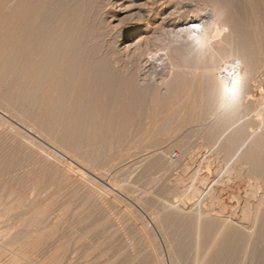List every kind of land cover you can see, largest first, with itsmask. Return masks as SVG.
<instances>
[{"label": "rangeland", "instance_id": "1", "mask_svg": "<svg viewBox=\"0 0 264 264\" xmlns=\"http://www.w3.org/2000/svg\"><path fill=\"white\" fill-rule=\"evenodd\" d=\"M2 1L3 0H1V3ZM7 1L5 0V2H3L6 3ZM151 1L153 0H129L126 2V5L129 4V6H131L133 2H136V4L146 3V5L143 4V7L147 9ZM164 1L165 0H162V2ZM235 2L236 1L234 0V3ZM238 2L239 3L236 2L235 6L239 11L237 14L240 15L241 19H244L245 22H248V20L251 19L250 17H252L250 12L255 9L257 11L254 10L253 12H256L257 15L259 14L261 16L259 17V19L262 23V28L264 26V20H261L264 18V16H262V14H264L262 13V10H264V3H262L261 0H257V2L256 0H253L252 2L255 3V6H257L255 8L254 6L252 7L248 5L246 0H238ZM244 3H246V6L244 5ZM253 3L252 5H254ZM260 3L263 4V7L260 6ZM218 4L220 6H218ZM162 8L163 12L162 15H160L161 17H159L157 21H155V27L149 33V35H152L153 38H157V40L154 39L155 41H153L152 39V43L154 45L150 44L151 41L149 43L152 46H150V49L152 48L154 49V51L152 52V54L150 52L151 55L149 54V52H146L148 53V55H142V58L140 57L139 61H135V64L132 63L130 65L129 69L131 68V70L128 69V71H125V73L124 69L122 71L121 68H118V74L121 79L118 77V81L120 82L119 85H117V91H115L118 92V95H116L117 93H115V99L121 100L125 94V97L128 98L131 96L130 94L134 93L135 88H141L142 86L145 87L147 84L154 81L157 83V80L160 81L162 80L161 77H165V81L163 82L161 87L164 91V97H166L167 99L164 100L167 101L166 103L168 105L169 97H173V101H175V99L177 100L184 91V88L183 90H181L182 86L185 87L187 82L193 80L191 79L192 76H194L195 79V76L198 75H204L205 78L207 74L209 75L208 72L205 73V71H207L209 68L204 70H201L199 68V66L203 64L201 57L203 52L205 51L204 49H207V42V44L213 45V42L216 41L221 44L223 40V42H226H222V44H224V48L226 46L227 51H231L234 53L238 50L240 44V46L245 45L242 46L243 48L240 47L243 52H246V48H249L247 46L248 44L246 45L245 41L243 44L240 43L238 39L239 35H237V33H233L234 31L231 24H228L229 20L227 17V13L223 9L222 3L219 0H175V18L178 22L176 24V27L164 23V18L171 11V8H168V6L166 7L165 3H163ZM244 8L246 11L244 10ZM128 9L129 10L127 11L118 13L114 16V18L110 17L108 19V25L110 26L112 24L111 27H113V25L115 26V23L116 26H119L120 24L131 22L133 20V16L135 17L136 14H138L137 12H139V9L135 8V6H131ZM134 11L136 12L135 15ZM251 20H249V22ZM195 25H199V27L196 28L194 27ZM109 26H107V28H109ZM111 27L109 29H111ZM201 29L202 31H200ZM206 31L208 33V36ZM261 33L263 34L261 35L259 41L261 40L262 42L264 39L263 28L261 29ZM154 42L156 43V45ZM129 43L132 42L130 41ZM262 43H264V41ZM262 46L264 48V44H262ZM200 50L202 52H200ZM263 50L261 51V56L262 54L264 55ZM248 51L250 52V50ZM248 51L246 53L249 54ZM168 53H170L169 55H172L173 57H171L174 58L179 64L181 63V65L185 67L187 66L190 70H185L186 68L184 69L182 67V69H175V71L171 72L168 68H166L165 65L167 62L165 55H168ZM261 56L259 57L263 60V62H260V64H258L260 66V69L259 66L257 68V70L260 72L256 71L255 73V76H258V80L255 83L257 88L256 94L258 96L261 95L259 94L261 93L259 87L262 86L264 88V59L261 58ZM160 57H163L162 59L165 61H161L162 59ZM147 58H149V60L150 58H154L153 60H156V58H160L161 60H159L161 61V63H164L161 64L159 63V60L157 61L158 72L156 73L157 75L154 74L155 80L153 75L150 77V80H147L149 79V77L145 78V80L140 78L144 67L143 65L148 61ZM205 64L207 66H216L215 61L213 60L208 62L206 61ZM133 65L134 67H136V70H134V67H131ZM192 66L194 68H192ZM197 68H199L201 71H199V69ZM192 69L197 71H193V75L191 72ZM200 72L203 74H199ZM195 73L198 74L196 75ZM170 75H173V78ZM187 76L188 78H186ZM174 77H176L177 79ZM151 78L153 81L151 80ZM137 85L138 87H136ZM215 95L216 94L212 92L210 93V95H208L209 97L206 100L210 105L205 101L204 107L200 111V115L197 118V120L200 121L199 123L197 122V126H195L196 122H191L194 123L191 125L189 124V122L185 123V121L182 120V118H186L184 116L181 118L178 115L176 116L170 114L171 116L169 117L168 115L165 121H161V123L164 121L162 124L158 123L159 126L157 125V127H154L155 129L157 128L156 130L152 128L154 131L151 129L152 132L149 131V134H137L138 131L130 127V124H135L137 118L135 116H137V114L136 112H131L130 114L126 113L124 116L121 115V117H124V120L120 121L124 125H122L121 122L120 125L119 121H117L119 117L118 114V117L116 118L117 120L114 119L116 115H112L114 116V118L111 119L113 124H115V121L118 122L117 127V122L116 125L113 126V124H111L112 122L110 121V126H113V131L112 128L109 127V130L102 131V134L99 133L100 135L98 133H90L91 137L89 135L87 136V134L89 133L84 134L82 132L83 134H79L81 137H67V139L64 138L65 140L60 139L59 142L57 140L58 137H56V139L53 138L54 134L51 131L50 132L52 133V137L50 136L51 134L49 130L48 132L45 131L48 128L47 126H44L45 128L47 127L45 130L43 125L40 126V128L43 127V130H39L37 128L39 126H36L37 129L35 128V125H37L38 123H34V125L32 124V122L35 121H33L34 117L31 116L33 114V111H31L33 109H31V107H23V105L20 106L21 104L19 102L17 103L14 102L15 100H13V103L11 98L10 100L7 97H3V95H1L0 204L3 205L0 206V255L4 257L1 256L2 258L0 260V264H7V261H9L11 258L13 259V257L14 259L18 257L15 260V262L17 261L16 264H205L204 262H206V259H208L209 255H205L204 251L206 250L203 249V251L202 248H200L203 246L202 243L201 245H198V243L202 241V238L198 237L197 235H192L187 238L183 236L182 233L185 232L186 234L185 228L188 225H185V223H188V221L184 222L182 220L180 221L179 219H175L174 214H176L178 210V213L176 214L177 216H183L185 214L197 216L199 214H204L207 209L212 208V211L215 210V212L217 214L219 213V215L232 214L230 216H232L235 221H238V215L235 213V211L243 203V197H245L244 194H246L244 193L246 184H249V181L252 182L254 180L253 178H250L251 176L247 177L246 175H244L245 172L243 176L246 178H243L242 176L243 180L241 177L239 178L240 180L237 177L236 178L238 180L234 177V173L236 171L233 172V176H231L234 178H230L228 175L229 171H234L233 169L235 168V165H237L235 162L239 160V157L237 159V156L233 155L227 157L228 159L225 158L224 160L221 147L224 144V140L229 138V133L233 132L232 130L233 128H235V126L229 127L228 129V126L225 127V133L220 139L218 135H221L224 132V129H222L218 135L214 136L216 137L215 140L214 137L210 135L213 132L212 130H214L216 125L218 124V120L221 119L224 111V108L219 106L218 97H215ZM177 96L178 98H175ZM164 100L163 102H165ZM166 103H164L163 105L166 106ZM6 106L7 108H10L11 112L9 111V109H6ZM15 109L18 110V112H16ZM248 110L249 111L247 112L245 110V114L241 115L240 122L238 123L239 125L242 124V121L244 123V121H249L256 118L255 114H252L253 110H251L252 112L250 111V109ZM24 111L25 113L27 112L26 115ZM13 112L14 114H12ZM248 112L251 113L248 114ZM260 112L263 113L264 111L262 110ZM114 113L116 114L117 112ZM16 115L19 118L16 117ZM260 115L262 116L260 118H263L264 120V113H259V116ZM26 116H31V123L29 122L28 124L29 120H27L28 118ZM168 117L171 119H169ZM209 117H211V119ZM20 120H23V123ZM127 120L129 121V123L127 122ZM176 121L177 123H179L180 121V124H176ZM125 124L129 126H126ZM119 125L121 126L120 128ZM237 125L236 128L239 126ZM115 126L117 127V129ZM177 126H179L181 130ZM123 127L129 128L124 129ZM31 129L35 130V132L33 130L31 131ZM130 129L133 131L131 132ZM38 130L41 132H39ZM105 131H107V133H105ZM126 131L128 132L126 133ZM45 132L49 133L48 136L45 134ZM40 133L43 134L40 135ZM111 133H113V136L111 135ZM93 134L96 135L94 136ZM118 134L120 136H118ZM126 135H128L129 137L127 136L125 138ZM97 138H100L99 143ZM167 138L171 140H167ZM88 139H90L91 141ZM61 140L62 143H66V145L70 142V146H66L68 149L61 147ZM137 140L139 141V143ZM88 141L89 143H86ZM95 141L96 144H94ZM156 141H158L159 143ZM75 144L77 145V148H80L74 150L73 147H75ZM126 144L129 146H126ZM70 147L72 148L71 150ZM144 149L148 151L146 152ZM93 150H95V152ZM195 151L197 153L198 151H201L200 153L203 154V159H201L202 162L198 161L197 163H194L193 166L192 163L189 162L191 161V157L189 158V156L196 154ZM67 152L69 153L67 154ZM81 155L84 157H82ZM186 159L188 160L187 162ZM239 161L237 163H240ZM114 165L115 167H113ZM190 165L191 167H187ZM243 165L247 166V164ZM185 166L187 167V170L188 168H190L187 172L183 170L186 169ZM179 168L182 169L180 170ZM194 171L197 174L194 173ZM191 172L192 174L194 173V176L195 174L197 176L199 173V176L208 174L207 176L209 177V181H211L210 184H212V180L213 182L220 181L219 187L215 185L216 188L213 187V189H211L215 192V190L219 188L218 190H216V195L211 192V190H207L205 192L202 191L198 194H192L190 199H187V204V197L183 195L182 192H179V194L178 192L171 190V184H173L176 179H185L186 181H188L186 185L190 183L191 179L194 180V178L189 175L191 174ZM226 176L229 177V179ZM225 179L226 181H224ZM227 181H232L230 186L232 188H228L229 186L227 185H230V182L228 183ZM221 182L223 183V186H225L224 184H226V187H222ZM219 183H217V185H219ZM224 188H227L229 191L225 190ZM220 190L222 191V193ZM224 190L225 192L223 193ZM226 191L227 193H229L225 194ZM212 193L215 197L212 195ZM218 195L221 198H219ZM224 196L227 197L225 198ZM212 197H214L215 199L217 197L218 199L223 200L224 205L226 206L225 210L221 207V205L225 207L223 205V202L220 200L222 203H219L220 201L218 199L215 200ZM226 199H228V201ZM225 202H229V205ZM8 204L10 205L8 206ZM4 205H7V207H11L10 209L12 210L8 209L9 211H7ZM257 207V210L260 209L261 212L257 211L258 216L256 219L258 220L255 221L254 225H252L251 229L248 231L247 235L249 236L247 237L245 235L244 242L246 241L247 244L245 242V245L241 247L238 252L234 254L232 253L233 255L231 256L228 255L229 259H224V261L226 262L222 261L220 262V264H264V232L261 230L260 226L263 223L260 220L264 218V214L263 206ZM37 208L39 209L35 213ZM179 211L181 213H179ZM32 213L35 214L33 215ZM168 214H172L176 222L173 220L172 215L170 216L171 219H165L163 221V218H167ZM25 217L30 218L26 220ZM159 220H161L163 224L160 223ZM178 220L180 222H177ZM165 222H168V225ZM181 222H184V224ZM161 224L163 225V227ZM256 226H260V228ZM182 229H184L185 231H182ZM172 231L173 234L171 233ZM31 232H33V234L30 235ZM37 234L39 235L38 237H36ZM27 235L28 237H26ZM192 237H194L196 240ZM34 238L36 241L34 240ZM31 240L33 241V245L31 244ZM28 241L30 242L31 247H29L30 244L28 243ZM203 243L205 244V242ZM184 244H188L186 248L185 246H183ZM22 246H24V249H26V251L30 248V251L28 250L26 252L27 254L23 253L21 251V249H23ZM204 247L206 246L204 245L203 248ZM207 248L208 247H206V249ZM16 251L19 252V255H17L18 253ZM197 251L201 252L198 253ZM20 254L21 256H24L21 257ZM199 254L202 256H200ZM36 255L37 257H35ZM48 256L52 258V260L51 258H49L50 262L48 261ZM44 260H47L48 263L46 261L44 262ZM53 260L54 262H52Z\"/></svg>", "mask_w": 264, "mask_h": 264}, {"label": "bare ground", "instance_id": "2", "mask_svg": "<svg viewBox=\"0 0 264 264\" xmlns=\"http://www.w3.org/2000/svg\"><path fill=\"white\" fill-rule=\"evenodd\" d=\"M3 1L5 2V0H3ZM3 1L1 3V0H0V89H1L0 99H1V95H3V97H7L8 99L11 98L12 102H13V100H15L14 102H17V103L19 102L21 104V105L19 104L20 106L23 105V107L24 106L31 107V109H33V110L30 109L31 111H33V114L31 116L34 117L33 121H35V122L31 121L32 124L33 125H34V123L40 124V125H38V124L35 125V128H36V126H39L37 128L39 130H43L42 128L44 126H47L49 129L47 127H46L47 129L44 127V130L46 129L45 130L46 132H48V130H49V132L51 131L54 134L53 138H55V139H56V137L59 138V139L57 138L58 142L60 139H63V140L67 139V137H70V138H76V136L79 137L80 136L79 134L82 132L84 134L89 133V134H87V136L89 135L90 137H91L90 133L102 134V131L109 130V127H111L110 126V123L112 122L111 119L114 118V116H112V115H116L114 119H116L119 115L118 120L117 119L116 120L119 121V124H120V122H121L120 120H124V117H121V115L124 116L126 113L130 114L131 112L132 113L136 112V114H137V116H135V113H134V116L137 117L135 124L134 125L130 124V127H132V129L134 128L138 131L137 134H139V133L149 134V131L152 132V130H153L152 128H154L155 126L157 127V125L159 126L158 123H161L162 120L165 121V119H167L168 115H169V117L171 116L170 114L176 115V116L178 115L181 118L184 116L186 118H182V120H184L185 123L189 122V124L191 125V124H194L196 122L195 126H197V122L198 123L200 122L197 120V118L200 115L199 114L200 111L204 107L205 101L207 102L206 99H208V97H209L208 95H210L211 92L216 94L215 97L216 96L218 97L219 106L223 107L224 111H223L221 119L218 120L219 122L216 125L215 129L214 128H213L214 130L211 129L213 132L210 135L212 137H214L215 135H218L222 129H224V132L222 131L223 133L221 135H218L219 139H220L221 137H223V134L225 133V129H226L225 127L228 126L227 127V129H228L229 127L235 126V128H233V130H232L233 132L229 133V135H230L229 138L224 140V142H223L224 144L222 147L220 146L222 148L224 160H225V158H227L229 156H233V155L234 156L236 155L237 159L239 157V160H240V161L238 160L240 163H237L238 161L235 162L237 165H235V168L233 169L234 171H229L228 175L230 178H234V177L236 178L237 177L239 179L240 177L242 178V176L245 172L244 175H246L247 177L251 176L250 178H253L254 180L251 179V180H253L252 182H250L248 180L249 184H246L247 182L245 183L246 188H245L244 193H246V194H244L245 197H243V203L237 210L235 209L236 210L235 213L238 215V221L237 220L235 221L234 218H232V216H230L232 214H230V215H228V214L219 215V213L217 214L215 212V210H213L215 212L214 213L212 211V208L207 209L204 214H199L197 216L190 215V214H185L183 216H177L176 215L178 213V210H177V213L175 212L176 214H174V216H175V219H179L180 221L182 220L184 222L188 221V223H189V224L187 222H186L187 224L185 223V225H188V226L185 228L186 234H185V232L182 233L183 236H185L187 238V237H190L192 235H197L198 237L202 238L203 242H205V244H204L202 241L201 242L198 241V242H200V243H198V245L199 244L201 245V243H202L203 246L205 245L206 247H208L207 249H206V247L203 248V246L200 247V248H202V250L203 249L206 250V251L203 250L205 255L210 256V257L208 256V259H206V262H204L205 264H220V262L224 261V259H226V258L229 259L228 255L231 256L234 253L238 252L241 249V247H243L245 245V242H246V241L244 242L245 235L247 237L249 236V235H247L248 231L251 229V226L254 225L255 221L258 220V219H256L258 216L257 211L261 212V210L260 209L257 210V208H258L257 206H263V214H264V120H263V118H260V117H262L261 115L259 116V113L260 114L264 113V112L263 113L260 112L262 110L264 111V88L262 86L259 87V90L261 93H259V92L258 93L261 95L258 96L256 94L257 88H256V84H255L256 81L258 80L257 79L258 76L256 77L255 73H256V71L260 72L257 70V68L259 66L258 64H260V62L261 63L263 62V60L260 59L259 56H261L260 55L261 51L264 49L262 46V44H264V43H262L264 41V39L262 42H261V40L259 41V39H260L261 35L263 34V33H261V29L262 28L264 29V26L262 25L263 27L261 28L262 23L260 22V19H259V17H261V16L259 14H258L259 15L258 16L256 14V12H253L255 9L253 8L254 10L252 12H250L251 16H252L250 18L252 20L248 18L251 21L249 22V20L247 19L248 22L247 21L245 22V20L241 19L240 15L237 14L239 11H238V9H236L235 5H236V2L239 3L238 0H235L236 1L235 3H234V0H219L222 3L223 9L227 13V17L229 20V23L228 22L227 23L229 25L231 24L232 29L234 31L233 33H237V35H239L238 39H239L240 43L243 44L245 41L246 45L248 44L247 46L249 48H246V52L248 50H250V52L248 51L249 54L246 52H243L241 48H243L242 46H245V45L240 46L241 45L240 43H239L240 45L238 47V50L234 53L231 51H227L226 46L224 48V44H222L223 40H222L221 44L215 41L216 43L213 42L212 43L213 45L207 44L208 42L204 41V42H207L206 43L207 49H204L205 51L203 52L202 57H201L203 64L201 66H199V68L201 70L209 68L207 71H205V73L208 72L209 75L208 74L206 75L204 73L206 75V78L204 75H198V76H195V79H194V76H192L193 78L191 77V79H193V80H191L190 82H187L185 87L182 86L181 90H183V88H184V91L181 94V96H179V98H178V96L175 97V98H178L177 100L175 99V101H173L174 100L173 97L172 98L169 97V101L170 100L171 101L170 102L168 101V105H167V103H166L167 101H165L167 99H166V97H164V91L162 90V87H161V85L165 81V77H161L162 80H160V81L157 80L158 81L157 83L155 81H154L155 83L151 82V83L147 84L145 87L142 86L141 88H139L137 85L136 87H138V88H135V89L133 88L135 94L133 93L134 94L133 95V94L129 93L131 96L128 98L125 97L126 94L125 95L123 94L124 95L123 98L119 97V98H122L121 100L115 99L114 97H116V95H118V92H115V91H117L116 88H118L117 85H119V82H120V81H118L119 69L121 68L122 71L124 69V73H125V71H128V69L132 63L135 64L137 61L140 60V57L142 58V55L143 56H145V54L148 55V53H146V52H149V54L151 52V54H152V52L154 51V49H152V48L150 49V46L153 44L152 43L153 41L157 40V38H153L152 35H149V33L155 27L154 26L155 21H157V19L159 17H161L160 15H162L163 3H165L166 7L168 6V8H171V11L164 18V20H165L164 23L169 24L173 27H176V24L178 22L176 21V18H175V16H176L175 15L176 11L174 8L175 0H165L164 2H162V0H153V1H151V3H149V7L146 6L147 9L145 7H143L144 5H146V3H141L142 4L141 5L140 3L136 4V2H133L131 6L132 7L135 6V8L139 9V12H137L138 14H136V12L134 11V15L136 14V16L135 17L133 16V20L131 22H127L124 24L119 23L120 24V25L118 24L119 26H116V23H115V26L113 25V27H111L112 24L110 26L108 25L109 24L108 19L110 17L114 18V16L117 15L118 13L129 10L128 8L131 6H129V4L126 5V2L129 0H12L14 2H12L11 0H10V2H9V0L8 1L6 0L7 1L6 3H4ZM246 1H247L248 5H250L252 7L254 6L255 8L257 7V6H255V3L252 2L253 0H246ZM261 1H262V3H264V0H261ZM256 2H257V0H256ZM8 3H9V5H8ZM252 3L254 5H252ZM258 3H259V1H258ZM262 3H260L261 4L260 6L263 5ZM245 4L246 3H244V5ZM218 6H220V5L218 4ZM263 9H264V7H263ZM244 10H245V8H244ZM261 10H262V8H261ZM255 11H257V10H255ZM263 11L264 10H262V13H264ZM224 15H226V14H224ZM242 15H243V13H242ZM262 16H264V14H262ZM225 18H226V16H225ZM261 20H264V18ZM214 22H216V21H214ZM107 26H109V28L111 27V29L107 28ZM218 28H219V25H218ZM213 30H215V29H213ZM200 31H202V29ZM207 31H206V33H207ZM229 34H230V32H229ZM157 36H155V37H157ZM207 36H208V33H207ZM152 39H153V41H152ZM203 39H204V37H203ZM130 41L132 43H129ZM150 41H151V43H150ZM200 42H201V40H200ZM227 44H228V41H227ZM155 45H156V43H155ZM201 46H202V44H201ZM200 52H202V51L200 50ZM257 53H258V56H257ZM169 54L170 53H168V55H165L166 60H167L165 65H166V68H168L171 72L175 71V69H182V67L184 69L186 68L185 70L188 69L187 66L185 67V66L181 65V63L179 64L174 58H172L173 56L169 55ZM153 55H156V54H153ZM160 58H156V60H153L154 58H150V60H149V58H147L148 61L143 65L144 67H143V70L141 73V77H140L141 79L145 80V78L149 77V79H147V80H150V77L152 75L154 76V74H156L158 72L157 61ZM261 58L264 59L263 54H262ZM160 60H159V63H161V61H163V62L165 61L163 59L161 61ZM211 60L215 61L216 66H214V67L211 65L207 66L205 64L206 61L208 62ZM163 62L161 64H164ZM195 63H197V62H195ZM199 63H201V62H199ZM138 64H139V62H138ZM136 66H137V64H136ZM131 67H134V65ZM210 67H211V69H210ZM134 68H135L134 70H136V67H134ZM192 68H194V67L192 66ZM199 68H197V69H199ZM200 69H199V71H201ZM259 69H260V66H259ZM129 70H131V68ZM140 70H139V72H140ZM188 70H190V69H188ZM193 71H195V70H193V69L191 70L192 75L194 73ZM263 71H264V69H263ZM195 72H197V71H195ZM120 73H121V71H120ZM199 74H203V73L200 72ZM122 76H123V74H122ZM174 78H176V77H174ZM186 78H188V76ZM233 79H235L239 84V95L234 101L230 99V97L227 93V89L234 87V85L232 83ZM151 80H152V78H151ZM154 80H155V76H154ZM171 80H169V81H171ZM148 82H150V81H148ZM180 82H182V81H180ZM122 83H124V82H122ZM141 84H142V82H141ZM166 84H168V83H166ZM177 87H178V85H177ZM172 92H173V90H172ZM180 92H182V91H180ZM115 93H117V94L115 95ZM3 97H2V99H3ZM215 97H214V100H215ZM163 100L165 102H163ZM5 102H6V99H5ZM7 102H9V101H7ZM12 102H10V103H12ZM164 103H166V106L163 105ZM215 103H217V102H215ZM20 108H22V107H20ZM6 109H9V111H10V108H7V106H6ZM248 109H250V111L253 110V112L254 111L256 112V113L255 112L253 113L251 111L252 114H255L256 118H254L253 120L244 121V123L242 121V124L240 123L241 125H239L238 123L240 122L241 115L245 114L244 113L245 110H246V112L249 111ZM14 112L12 114H14ZM16 112H18V110H16ZM114 112H117V113L115 114ZM251 112H248V114H250ZM24 113H25V111H24ZM26 113H25V115H26ZM31 116H29V117L26 116L28 118L27 120H29L28 124L30 122V119H32ZM138 116H139V118H138ZM16 117H18V116L16 115ZM14 118H15V116H14ZM119 118H123V119H119ZM209 118L211 119V117H209ZM114 119H113V121H114ZM169 119H171V118H169ZM117 121H115V124H113V122L111 124H113V126H114V125H116ZM173 121H174V119H173ZM127 122L129 123L128 120H127ZM191 122H194V123H191ZM205 123H206V121H205ZM121 124L124 125L122 122H121ZM176 124H180V121H179V123H177V121H176ZM41 125H43V127L40 128ZM120 125H119V128L121 127ZM236 125L238 126L237 128H236ZM116 126L118 127V122H117ZM126 126H129V125H126ZM180 126H182V125H180ZM117 127H116V129H117ZM177 127L179 128V126H177ZM183 127H184V125H183ZM128 128H124V129H128ZM156 129L154 128V130H156ZM176 129H174V130H176ZM179 129L181 130V128H179ZM32 130L33 129H31V131ZM191 130H192V128H191ZM211 130H210V132H211ZM33 131L35 132V130H33ZM112 131H113V128H112ZM130 131L132 132L133 130L130 129ZM39 132H41V131H39ZM46 132H45V134L48 136L49 133H46ZM51 132H50V134H51L50 136L52 137ZM127 132L128 131H126V133ZM156 132H158V131H156ZM43 133H40V135ZM105 133H107V131H105ZM126 133H123V134H126ZM178 133H180V132H178ZM112 134L113 133H111V135ZM121 134H122V132H121ZM105 135H107V134H105ZM118 136H120V135L118 134ZM127 136L128 135H126L125 138ZM139 136H141V135H139ZM139 136H138V138H139ZM155 136H157V135H155ZM102 137H104V136H102ZM135 137H134V139H135ZM94 138H96V137H94ZM215 138L216 137H214V140H215ZM46 139H48V138H46ZM99 139L100 138H97L98 143H99ZM105 139H106V137H105ZM168 139L169 138H167V140ZM88 140H90V139H88ZM111 140H112V138H111ZM169 140H171V139H169ZM49 141H51V140H49ZM106 141H107V139H106ZM156 142H158V141H156ZM160 142H161V140H160ZM60 143H61V147L62 148L64 147L66 149H68L66 146H68L70 144V142L67 143V145H66V143H64L65 144V146H64V144L62 143V140ZM74 143H75V139H74ZM86 143H89V141ZM109 143H111V142H109ZM128 143H130V142H128ZM138 143H139V141H138ZM141 143H142V141H141ZM62 144H63V146H62ZM94 144H96V141ZM133 144H135V143H133ZM72 146H73V144H72ZM126 146H129V145L126 144ZM61 147H60V149H61ZM75 147H73L74 150L80 148V147L77 148L76 144H75ZM103 147H104V145H103ZM71 149L72 148L70 147V150ZM70 150H68V151H70ZM74 150H72V151H74ZM72 151H71V153H72ZM89 151H91V150H89ZM93 151L95 152V150H93ZM189 152H190V150H189ZM200 152L201 151H198V153L196 152V154L189 156V158L191 157L190 158L191 161H189V162L192 163V165L194 163H197L198 161H201V159H203L202 158L203 154ZM68 153L69 152H67V154ZM120 154H122V153H120ZM192 154H193V151H192ZM143 155H144V153H143ZM77 156H75V157H77ZM82 157H84V156H82ZM231 159H232V157H231ZM187 161L188 160L186 159V162ZM180 164H182V163H180ZM243 164H247V166H245ZM113 167H115V165ZM171 167H172V165H171ZM187 167H191V165L187 166ZM187 167L185 166L186 169H183L186 172L190 169V168H188V170H187ZM109 171H110V169H109ZM195 171H194V173L197 172V171L196 172ZM233 172H235L234 173L235 176L231 177V176H233L232 175ZM194 173L192 174V172H191V174H189L190 176H192L194 178V180L191 179L190 183L187 185H186V183L188 181H186L185 179H182V178H180V179L178 178L179 180L176 179V181L173 182V184L170 183L172 185V187H170V188H172L171 190H174L178 193L182 192L183 195H185L187 197L186 200L187 199L189 200L190 197L192 196V194H198L202 191L205 192L207 190L210 191L211 189H213V187H215V185L217 187L220 186V183H219L220 181L219 182L218 181L213 182V180H212V184H210L211 181H209V177L207 176L208 174H205V175L203 174V175L199 176V174H200L199 173L196 176V174H197L196 173L194 176ZM246 173H248V174H246ZM180 177H182V176H180ZM229 177H227V178L229 179ZM243 178H246V177L243 176ZM243 178H242V180H243ZM184 180H185V183H184ZM221 181H223V180H221ZM224 181H226V179ZM227 182L229 183L230 181H227ZM231 182H230V185H227V186H229L228 188H232V187H230ZM217 183H219V185H217ZM224 185L225 186H223V183L221 182V186L226 187V184H224ZM218 189L219 188H217L216 190H218ZM216 190H215V192L213 190H211V192H213L216 195V192H217ZM225 190L229 191L227 188ZM225 190L223 191V193L225 192ZM227 191L225 194L229 193V192L227 193ZM213 193H212V195L214 196ZM221 193H222V191H221ZM208 195H209V193H208ZM219 195H221V194H219ZM162 196H164V195H162ZM214 197H212V198H214ZM217 197H216V199H218ZM219 198H221V197L219 196ZM188 200L186 202L187 204H188ZM218 200L220 201L221 199H218ZM226 200L228 201V199H226ZM221 201L223 202V200H221ZM221 201L219 203H222ZM154 203H155V201H154ZM228 203L229 202H227L226 204H228ZM2 205L0 204V206H2ZM9 205L10 204H8V206ZM34 205H33V208H34ZM223 205H224V202H223ZM4 206H5V209L7 211H9L8 209L11 208V207H7V205H4ZM237 206H239V205H237ZM221 207L224 208V210L226 208V206L223 207L222 205H221ZM38 209L39 208H37L36 211L34 209L35 213L38 211ZM10 210H12V209H10ZM27 210H29V209H27ZM179 213H181V212L179 211ZM197 213H200V212H197ZM26 215H28V214H26ZM171 215L168 214L169 217L166 215L167 218H163V221L165 219H171L170 218ZM174 216H173V220H174ZM28 218H30V217H28ZM28 218L25 217L26 220ZM263 219L260 220L263 222L260 226H261V230L264 232V220ZM57 220H58V218H57ZM173 220H172V222H173ZM179 220L177 222H180ZM159 221H160V223L163 224V222L161 220H159ZM184 222H181V223L184 224ZM259 222H257V223H259ZM165 223L168 225V222H165ZM260 226L259 227L256 226V227L260 228ZM162 227H163V225H162ZM253 227H255V226H253ZM183 230L184 229H182V231ZM34 233H35V231H34ZM171 233L173 234V231ZM31 234H33V232H31L30 235ZM178 234H179V232H178ZM38 236L39 235L37 234L36 237H38ZM26 237H28V235ZM263 237H264V235H263ZM192 238H194V237H192ZM182 239H184V238H182ZM34 240H35V238H34ZM178 241H180V240H178ZM21 242H19V243H21ZM28 243L30 244L29 241H28ZM32 243H33V241L31 240V244ZM31 244L29 247H31ZM246 244H247V242H246ZM187 245L184 244L183 246H185V248H186ZM25 247H27V246H25ZM29 247H27V248H29ZM22 248L23 249H21V251L23 253H26L28 250L30 251V248L27 249V251H26V249H24V246H22ZM18 251H16L18 253V254L16 253L17 255H19ZM6 252H9V251H6ZM12 252H13V250H12ZM195 252H196V250H195ZM199 252H201V251H199ZM14 253H15V251H14ZM1 256L2 255H0V260L2 257H4V256H2V257ZM20 256H21V254H20ZM23 256H21V257H23ZM200 256H202V255H200ZM35 257H37V255ZM17 258L18 257H16V259ZM49 258H51V257L48 256V259ZM16 259H14V257H13V259L11 258L9 261H7V264H16V262H17V261L15 262ZM19 259H20V257H19ZM19 259H18V261H19ZM44 259H47V258H44ZM53 259H54V257H53ZM51 260H52V258H51ZM45 261L48 263V261L50 262V259L48 261L44 260V262ZM232 261H231V263H232ZM52 262H54V260ZM224 262H226V261H224Z\"/></svg>", "mask_w": 264, "mask_h": 264}, {"label": "snow or ice", "instance_id": "3", "mask_svg": "<svg viewBox=\"0 0 264 264\" xmlns=\"http://www.w3.org/2000/svg\"><path fill=\"white\" fill-rule=\"evenodd\" d=\"M194 27L198 28L199 25H195ZM232 83H233L234 87L227 89V93H228L230 99L234 101L239 95V84L235 79H233Z\"/></svg>", "mask_w": 264, "mask_h": 264}]
</instances>
